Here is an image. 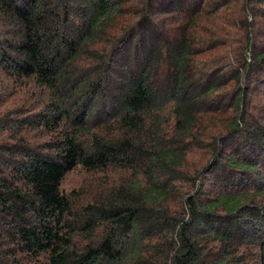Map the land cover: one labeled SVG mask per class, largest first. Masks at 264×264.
<instances>
[{
	"label": "trees",
	"instance_id": "trees-1",
	"mask_svg": "<svg viewBox=\"0 0 264 264\" xmlns=\"http://www.w3.org/2000/svg\"><path fill=\"white\" fill-rule=\"evenodd\" d=\"M261 164L264 0H0V264H264Z\"/></svg>",
	"mask_w": 264,
	"mask_h": 264
},
{
	"label": "rangeland",
	"instance_id": "rangeland-1",
	"mask_svg": "<svg viewBox=\"0 0 264 264\" xmlns=\"http://www.w3.org/2000/svg\"><path fill=\"white\" fill-rule=\"evenodd\" d=\"M17 107H18L17 105L12 106V108L15 109ZM210 160L211 158L203 156L201 155V153H197L194 155L192 154L190 158V164L191 166H197L200 168L203 166L205 167L207 166L206 168H208ZM206 168L202 169L201 171L202 173L201 182L203 179L208 178ZM263 168L264 166L263 164H261L257 172H255L254 174H249V178L253 180L250 186L251 187L253 186V188L249 192L247 191L249 196L255 199L256 205H260L261 207H264V169ZM230 176L231 177L235 176L236 180L240 178V174L237 172V170L231 171ZM116 177L117 175H113V178L118 179V177L117 178ZM104 178L105 175L103 174H92V173H88L82 168H78L77 170L69 173V175L67 176L63 185V191L69 195L72 194L74 196L75 202L78 205H80L87 198L88 199L90 198L88 194H90L92 190H95L99 186V184L103 182ZM234 191H239V189L237 188V190ZM259 229H263V227H260Z\"/></svg>",
	"mask_w": 264,
	"mask_h": 264
}]
</instances>
